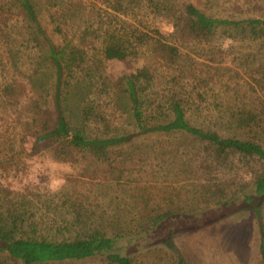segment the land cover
I'll use <instances>...</instances> for the list:
<instances>
[{
  "label": "trees",
  "instance_id": "16d2710c",
  "mask_svg": "<svg viewBox=\"0 0 264 264\" xmlns=\"http://www.w3.org/2000/svg\"><path fill=\"white\" fill-rule=\"evenodd\" d=\"M43 1L60 42L41 23L35 0H0V168L5 172L19 164L20 152L15 148L29 138L33 151L59 146V155H87L105 165L111 175L101 199L108 212L97 216L95 211L83 210L82 201L66 197L62 202L66 200L64 206L71 211L50 219L33 211L41 199L5 197L11 190L0 185V264L91 258L105 264H135L137 254L162 248L174 264H185L175 234L211 221L212 214L208 210L194 214L189 195H164L159 203L144 195L146 189L130 176L150 158L159 162L163 176H169L174 170L171 165L178 162L176 170L184 183L195 178L205 181L199 189L204 196L215 195L213 202L221 209L235 202L236 195H244V204L259 219L264 148L255 141L192 125L186 115L195 98L204 101L212 84L221 82L222 74L217 69L211 74L208 62H216L224 71L228 69L224 63H233V77L245 85L250 81L255 94L264 93V48L237 54L232 50L242 43L264 46V16L238 17L239 6L234 4L230 5L233 15H222L209 0L202 8L188 0ZM149 18L164 21L170 33L163 36ZM73 25L77 29L69 37ZM192 48L202 49L204 65L190 56L197 52ZM109 61H134L141 66L112 79L105 74ZM237 95L234 92V101ZM238 105L228 116L218 115V126L225 122L237 130L264 131V109ZM153 135H180L191 146L165 139L153 157H113L135 139ZM233 162L251 180L232 191L220 179L232 173ZM219 195L227 196L224 200ZM202 199L204 205L209 203L210 199ZM68 214L73 222L66 221ZM261 254L264 258V234Z\"/></svg>",
  "mask_w": 264,
  "mask_h": 264
},
{
  "label": "rangeland",
  "instance_id": "374dc122",
  "mask_svg": "<svg viewBox=\"0 0 264 264\" xmlns=\"http://www.w3.org/2000/svg\"><path fill=\"white\" fill-rule=\"evenodd\" d=\"M188 1L194 2L202 8L207 0ZM209 1L214 3L213 9L221 12L222 15H233V7H230V5L234 4L239 6V12L234 13L238 17L264 16V0ZM251 2L255 3V8L253 6V8H250ZM35 3L39 4L41 23L47 28L53 40L60 42V37L55 34L52 20L46 11V3L43 0H35ZM216 6L218 8H215ZM149 20L153 21L163 36L170 33V27L164 21L157 18H149ZM69 29L70 32L67 33L71 37L77 28L73 25ZM261 47L264 48L260 42L254 44L242 43L235 45V49L232 50L236 54L249 53L262 51L263 48L261 49ZM192 50L197 52H190V56L196 59V62L204 65L202 49L192 48ZM224 64L228 67L226 71L222 70V66L216 62H208L206 66L210 67L211 74L212 69H217L219 75L222 74L221 82L212 84L210 91L204 95V101L194 99V106L187 110V119L197 127L216 129L222 136L255 141L264 148V131L259 128L254 131L237 130L233 127H227L225 122L221 128L217 124L218 115L228 116L230 109L237 104L252 111H257L258 107L264 109V93L258 92L255 94L249 86L250 81L240 68L236 66V70L240 72L244 80L249 81L247 85L243 83L241 78L233 77V73L230 71L231 68L233 70L235 68L233 63L227 62ZM139 66L141 64L134 61L129 63L109 61L105 64V74L115 79L118 76L134 72ZM25 67L21 68L25 69ZM200 69L206 68L200 67ZM1 79L6 80L5 77H1ZM213 79L217 81V77ZM200 90L202 91V89ZM234 92L238 93L235 101ZM165 139L171 140V143L174 144L179 143L184 147L191 146V142L180 137V135L171 137L153 135L148 138L135 139L133 144L121 149L123 151L117 152L113 157L120 154L136 158L139 154L146 155V157L152 155L153 157V155H158L156 154V152H159L157 147ZM32 146L33 140L26 139L22 146L15 148L16 153L20 152L17 155L20 159L19 164L8 168L5 172L0 168V185L11 190V195H5V197L39 198L42 201L34 204L33 211L37 209L39 215H45L50 219L64 216L65 210L71 211L68 206H64L66 200L62 202V199H66V197L77 199L78 202L82 201L85 207L83 210L95 211L97 216H101V213L105 211L108 212L104 202L101 201L104 196V188L110 186L109 180L111 179V175L107 174L105 165L82 153H69L67 156L66 154L59 155V146L40 147L34 151L31 150ZM158 164L157 160L150 158L142 169L130 176L134 183H138L139 187L146 189L144 195H150L154 200L153 203L161 202L164 195H180L181 198L189 195L194 200L193 205L196 207L194 214L199 215L201 210H208L212 214L211 221H206L189 230H179L175 234L174 243L185 264H264V258L261 254V239L262 234H264V195L260 202L259 219L255 212L244 204V195H236L235 202L221 209L213 202L216 198L215 195L204 196L199 189L200 186L205 184V181L195 178L192 183H190V180L184 183L183 178L179 176L182 175L179 169L176 170V167L179 166L178 162L171 165L174 170L169 172L171 173L169 176H163ZM233 166L232 173H225L220 179L224 182V186L228 185L231 188L229 190L232 191L240 190L243 185L245 186L251 180L244 168L237 170L240 164L233 162ZM175 172L177 176L173 175ZM55 178H62L65 183L58 189L53 190L51 181ZM18 193H22V195H17ZM219 196H223L222 198L225 200L227 195ZM202 198L210 199L209 205H204ZM153 203L151 202L152 205ZM65 218L66 221L73 222V216L68 214ZM84 220L87 224L92 223V220ZM99 221L100 219L96 220V225ZM134 262L135 264H174V258L164 248L150 249L141 252L139 255L137 254L134 257ZM54 264H105V262L100 258H91Z\"/></svg>",
  "mask_w": 264,
  "mask_h": 264
},
{
  "label": "clouds",
  "instance_id": "9594fccd",
  "mask_svg": "<svg viewBox=\"0 0 264 264\" xmlns=\"http://www.w3.org/2000/svg\"><path fill=\"white\" fill-rule=\"evenodd\" d=\"M65 183V180L62 178H55L51 181V186L53 190L58 189L60 186H62Z\"/></svg>",
  "mask_w": 264,
  "mask_h": 264
}]
</instances>
